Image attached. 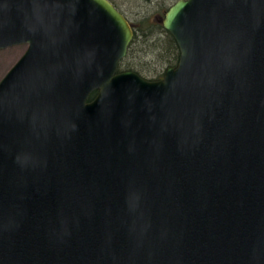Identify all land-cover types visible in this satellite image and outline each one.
Masks as SVG:
<instances>
[{"label": "water", "instance_id": "1", "mask_svg": "<svg viewBox=\"0 0 264 264\" xmlns=\"http://www.w3.org/2000/svg\"><path fill=\"white\" fill-rule=\"evenodd\" d=\"M161 24L147 80L110 0H0V264H264V0Z\"/></svg>", "mask_w": 264, "mask_h": 264}, {"label": "rangeland", "instance_id": "2", "mask_svg": "<svg viewBox=\"0 0 264 264\" xmlns=\"http://www.w3.org/2000/svg\"><path fill=\"white\" fill-rule=\"evenodd\" d=\"M127 19L131 22L133 27L139 31L144 27L152 28L148 35L149 39L139 42L140 37H136V41L132 44L130 54L126 60L129 66L138 70L140 74L149 77L150 68H161V63L156 57V46L154 41L160 39L159 28L156 26L159 15L165 5L171 4L175 0H112ZM154 24L155 27L147 26ZM133 38V37H132ZM26 44H19L0 50V79L11 68V66L18 60L26 49Z\"/></svg>", "mask_w": 264, "mask_h": 264}, {"label": "trees", "instance_id": "3", "mask_svg": "<svg viewBox=\"0 0 264 264\" xmlns=\"http://www.w3.org/2000/svg\"><path fill=\"white\" fill-rule=\"evenodd\" d=\"M110 1L119 10V8L115 4V2L112 1V0H110ZM175 1H173V2H175ZM171 4L164 6V8L162 9L161 14L159 15L158 21L156 23H154L159 28L160 35H162V37L160 39H156V41H154V44L156 46V57L159 60V62L161 63V68H159V69H156V67L150 68V70H149L150 76L149 77H145L142 74H140V72L138 70H135V68H133V67L129 66V64H127L126 60L129 57L131 46L136 41V37H138V34H139V37H140L139 38L140 39L139 42L143 43L144 41H146V39H149L148 35L151 32V30H152V28L144 27V28L139 29V31H137L133 27L131 22L127 19L129 21V23L131 24L132 28H133V38L131 39V41H130V43L128 45V48H127L125 56L118 63L117 71L130 70V71L136 72L141 77H143V78H145L147 80H158V79H160L163 76V72H164V70L167 67L176 66V64L178 62V59H179V49H178L177 44H176L175 40L173 39V37L170 35V33L168 31H166L162 27V24H161V20L163 18L164 12L166 11V9ZM121 13L123 14V12H121ZM154 24H149L147 26H152L153 25L155 27ZM94 95H95V92H92L89 95L88 99H91Z\"/></svg>", "mask_w": 264, "mask_h": 264}]
</instances>
